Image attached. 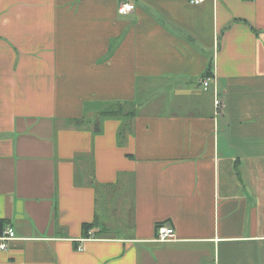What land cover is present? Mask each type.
I'll use <instances>...</instances> for the list:
<instances>
[{
  "label": "crops",
  "instance_id": "0c3cea01",
  "mask_svg": "<svg viewBox=\"0 0 264 264\" xmlns=\"http://www.w3.org/2000/svg\"><path fill=\"white\" fill-rule=\"evenodd\" d=\"M6 224L0 264H264V0H0Z\"/></svg>",
  "mask_w": 264,
  "mask_h": 264
},
{
  "label": "trees",
  "instance_id": "16d2710c",
  "mask_svg": "<svg viewBox=\"0 0 264 264\" xmlns=\"http://www.w3.org/2000/svg\"><path fill=\"white\" fill-rule=\"evenodd\" d=\"M212 73V62H210L206 73L202 78L209 76ZM135 114L134 108L131 106L128 101H115L111 102V104L107 108L100 109L93 119H74L73 122L78 126L82 125L83 123L86 124L87 122H94L93 126L95 131L100 132V123L105 118H119L121 120V124L119 126V131L117 133V138L119 144L123 143L124 138L126 136V132L130 131L131 129V120L133 115ZM94 223H83L82 224V236L87 237L88 231L92 227H94Z\"/></svg>",
  "mask_w": 264,
  "mask_h": 264
},
{
  "label": "built area",
  "instance_id": "2783aa9c",
  "mask_svg": "<svg viewBox=\"0 0 264 264\" xmlns=\"http://www.w3.org/2000/svg\"><path fill=\"white\" fill-rule=\"evenodd\" d=\"M188 1L191 4H200L204 0H188ZM134 7L135 5L133 4V2L127 1V2L121 3L118 6L117 10H118V13L120 14H126L129 11L133 10ZM210 81H211V78L205 77L201 80V83L204 86V88H207ZM214 105H215L216 110H220L223 106L222 102L218 99H215ZM174 236H175L174 229L170 225L160 224L157 226L156 239L158 241H167V240L173 239ZM13 238H15L14 228L10 224H6L5 226H3V228L1 229V233H0V250L6 249L8 242ZM77 248L79 249L80 247L77 246ZM210 264H216V263H210Z\"/></svg>",
  "mask_w": 264,
  "mask_h": 264
},
{
  "label": "rangeland",
  "instance_id": "374dc122",
  "mask_svg": "<svg viewBox=\"0 0 264 264\" xmlns=\"http://www.w3.org/2000/svg\"><path fill=\"white\" fill-rule=\"evenodd\" d=\"M112 102V101H111ZM111 102L104 101V102H91L90 110L92 111L91 113L87 111L88 115L90 116H95V113H97V110H100L102 108H107ZM97 111V112H96Z\"/></svg>",
  "mask_w": 264,
  "mask_h": 264
}]
</instances>
